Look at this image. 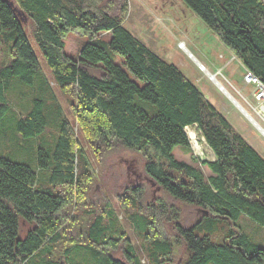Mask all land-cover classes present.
I'll list each match as a JSON object with an SVG mask.
<instances>
[{"label": "trees", "instance_id": "trees-1", "mask_svg": "<svg viewBox=\"0 0 264 264\" xmlns=\"http://www.w3.org/2000/svg\"><path fill=\"white\" fill-rule=\"evenodd\" d=\"M14 1L32 22V38L59 89L76 98V117L90 142L105 151L120 145L142 154L144 172L169 196L230 221L221 243L178 224L176 232L188 250L180 264H264V248L237 223L245 215L264 227V159L175 65L124 28L126 0ZM181 1L264 85V0ZM71 32L85 38L75 57L65 51ZM0 42L6 46L0 122L10 108L5 97L9 79L16 77L39 93L16 122L20 138L44 131L48 103L56 109L59 126L52 152L37 151V167L47 171L42 180L28 164L0 156V264H126L112 254L125 233L111 208L96 214L80 239L62 244L66 211L76 187L81 192L92 179L90 165L41 76L40 61L11 0H0ZM192 126L214 155L201 162L208 177L173 154L176 146L189 149L185 128ZM22 222L27 231L19 238ZM146 238L152 239V264H163L161 256L171 244L149 233ZM124 255L129 264H143L131 244Z\"/></svg>", "mask_w": 264, "mask_h": 264}, {"label": "rangeland", "instance_id": "rangeland-1", "mask_svg": "<svg viewBox=\"0 0 264 264\" xmlns=\"http://www.w3.org/2000/svg\"><path fill=\"white\" fill-rule=\"evenodd\" d=\"M11 3L38 56L41 76L49 84L62 113L70 122L77 148L84 152L92 172V179L85 182L86 187L81 192H78L76 187L72 195L71 206L65 214L67 218L62 224V244L68 246L80 239L79 234L87 229L94 216L108 208L117 215L125 233V239L112 254L114 258L126 264L129 263L124 255V247L128 244L133 246L143 264H152V246L149 243L152 239H143L148 233L155 235L158 241L171 244L168 254L161 256V259L166 260L163 264L182 263L187 258L188 250L176 232L175 227L178 224L185 228L195 227L198 234H207L214 241L223 242L231 228L230 221L206 214L200 208L169 196L144 172L145 159L142 154L120 145L105 151L90 142V138L80 129L76 117V98L59 89L32 38V22L19 12L14 0H11ZM126 3L124 28L159 58L175 65L206 99L215 104L216 109L232 127L264 159V122L254 110L257 106L254 89L244 85L245 69L241 62L233 57L234 54L181 0H126ZM102 37L107 38L108 35L104 34ZM64 41L65 51L74 57L85 44V38L76 32L69 33ZM180 43L183 46H180ZM5 57L6 46L0 42L1 68ZM115 62L120 64V58H116ZM212 75L216 76L226 90L213 81ZM41 83L42 79L38 78L36 85ZM5 97L10 108L0 122V156L28 164L37 171L42 180L47 171L38 169L37 151L39 148L48 152L53 150L59 129L56 109L54 113L53 105L48 103L45 106L47 124L44 131L37 137L23 139L18 135L16 122L20 114L31 110L32 100L39 97V93L35 88L26 86L18 78L12 77L9 79ZM233 98L250 112L257 125L244 114ZM185 132L189 149L176 146L173 154L178 160L201 169L208 177L211 173L201 162L214 160L213 152L196 126L186 127ZM190 133H193V140L198 149L193 146L194 141L189 137ZM135 187L139 189L134 190ZM152 213H156L155 218ZM146 219L147 222L150 220L152 225L146 224ZM237 223L253 242L264 248L263 226L245 215H241ZM26 231L27 228L22 222L18 237L23 238ZM169 258L171 260L167 261Z\"/></svg>", "mask_w": 264, "mask_h": 264}, {"label": "built area", "instance_id": "built-area-1", "mask_svg": "<svg viewBox=\"0 0 264 264\" xmlns=\"http://www.w3.org/2000/svg\"><path fill=\"white\" fill-rule=\"evenodd\" d=\"M180 46H183L180 43ZM243 75L244 85L253 87V93L255 100L257 101V106L254 108L257 114L260 115L262 121L264 122V85L261 80L256 77L251 71L245 69ZM255 123H257L255 121ZM260 126V125H259ZM261 127V126H260Z\"/></svg>", "mask_w": 264, "mask_h": 264}, {"label": "bare ground", "instance_id": "bare-ground-1", "mask_svg": "<svg viewBox=\"0 0 264 264\" xmlns=\"http://www.w3.org/2000/svg\"><path fill=\"white\" fill-rule=\"evenodd\" d=\"M211 78L213 79V81H214L216 84H218V85L220 86V88H223V90H226L225 87H224V85H223L220 81H218V80L216 79V76H215V75H212ZM233 99H234V98H233ZM234 100H235L234 102H236V104H237V105L243 110L244 114H245L250 120H252V121L255 123V120L252 119L253 117H252V115L250 114V112L247 111L246 108L243 107L242 104H241L238 100H236V99H234ZM255 124L257 125V123H255ZM260 128H262V127H260ZM262 131L264 132V129H263V128H262ZM189 137L192 139V141H194L193 146L195 147V149H198V145H195V140H193V139H194V135H193V133H190V134H189Z\"/></svg>", "mask_w": 264, "mask_h": 264}, {"label": "crops", "instance_id": "crops-1", "mask_svg": "<svg viewBox=\"0 0 264 264\" xmlns=\"http://www.w3.org/2000/svg\"><path fill=\"white\" fill-rule=\"evenodd\" d=\"M233 57L234 58H236L234 55H233ZM238 62H239V60H238ZM240 63V62H239ZM241 64V63H240ZM242 65V64H241ZM200 66H202L201 64H200ZM244 68V67H243ZM245 69V68H244ZM208 100V99H207ZM209 101V100H208ZM210 102V101H209ZM215 108H216V106H215V104L213 103V102H210Z\"/></svg>", "mask_w": 264, "mask_h": 264}]
</instances>
